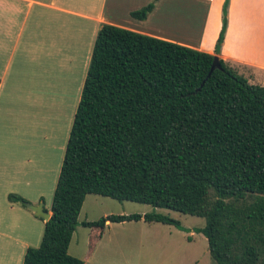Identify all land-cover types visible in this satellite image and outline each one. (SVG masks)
Here are the masks:
<instances>
[{"label":"trees","instance_id":"trees-1","mask_svg":"<svg viewBox=\"0 0 264 264\" xmlns=\"http://www.w3.org/2000/svg\"><path fill=\"white\" fill-rule=\"evenodd\" d=\"M154 0L134 11L144 21ZM215 54L104 24L96 37L41 245L23 264H84L69 253L88 195L204 218L215 264H264V85ZM11 203L27 200L11 194ZM46 210V209H45ZM47 211V210H46ZM169 217L110 215L84 222L90 249L107 223Z\"/></svg>","mask_w":264,"mask_h":264},{"label":"crops","instance_id":"crops-1","mask_svg":"<svg viewBox=\"0 0 264 264\" xmlns=\"http://www.w3.org/2000/svg\"><path fill=\"white\" fill-rule=\"evenodd\" d=\"M153 2L0 0V264H23L27 250L42 242L46 221L11 203L9 196L43 203L46 209L42 194L33 199L22 187L37 183L36 174H48L47 168H37L36 142L24 138L21 125H6V112L44 90L42 85L63 91L74 78L73 70H88L104 24L215 54L225 0H160L146 20L132 18L134 11ZM216 57L251 83L264 85V0H230L225 39ZM113 226L108 222L104 235ZM104 235L92 250L89 233L80 258L84 264H99L93 261L94 252Z\"/></svg>","mask_w":264,"mask_h":264},{"label":"rangeland","instance_id":"rangeland-1","mask_svg":"<svg viewBox=\"0 0 264 264\" xmlns=\"http://www.w3.org/2000/svg\"><path fill=\"white\" fill-rule=\"evenodd\" d=\"M236 71L240 74L239 70ZM73 73L71 84L69 87L64 84L66 87L62 86L65 87L63 91L56 90L51 85H42L44 90L34 91L29 101L24 99V102L16 103L14 109L6 112L8 116L3 119L6 125H21L24 138L36 142L37 168H47L48 174L42 178V174H36L40 180L31 187L23 186L22 190L32 195L33 199L36 198L34 194H42L46 209L52 207L87 70L80 68L73 70ZM34 151L33 148L32 152ZM150 213L177 220L184 230L145 221L113 224L111 231L106 232L95 250L93 261H98L99 264H215L209 253L207 238L197 232V229L206 226L204 218L98 195H88L85 200L79 225L69 247L70 255L80 259L86 254L90 231L82 223L99 221L110 215ZM40 244L41 242L34 248H38Z\"/></svg>","mask_w":264,"mask_h":264},{"label":"water","instance_id":"water-1","mask_svg":"<svg viewBox=\"0 0 264 264\" xmlns=\"http://www.w3.org/2000/svg\"><path fill=\"white\" fill-rule=\"evenodd\" d=\"M217 69L221 70L223 68L220 59L218 57H215L210 74ZM26 206L35 214L36 217L41 218L46 222H48L52 217V215L45 210L43 203L34 205L28 202L26 203Z\"/></svg>","mask_w":264,"mask_h":264}]
</instances>
